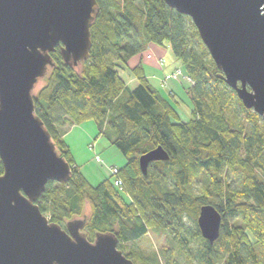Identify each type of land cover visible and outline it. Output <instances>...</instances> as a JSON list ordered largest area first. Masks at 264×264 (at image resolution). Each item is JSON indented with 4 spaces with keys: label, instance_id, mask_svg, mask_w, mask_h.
Segmentation results:
<instances>
[{
    "label": "trees",
    "instance_id": "trees-1",
    "mask_svg": "<svg viewBox=\"0 0 264 264\" xmlns=\"http://www.w3.org/2000/svg\"><path fill=\"white\" fill-rule=\"evenodd\" d=\"M96 2L89 59L69 67L56 48L43 104L33 97L35 114L71 170L67 184L47 183L36 202L40 212L47 215L49 204L63 217L77 218L87 199L91 215H86L85 228L93 237L96 232L114 233L122 253L123 244L143 237L151 224L171 234L182 251L190 241H200L198 264H264L263 120L242 106L213 61H207V50L189 17L168 8L163 0H142L140 18L126 4L134 0ZM148 44H167L191 79L192 86L185 91L192 105L187 122L176 112L178 99L150 84L141 64L130 69L137 80L133 89L121 77L119 67L125 68L129 58ZM232 103L245 113L247 129L228 116ZM86 121H93L98 135L124 157L117 176L133 202L113 186L112 175L91 187L80 173L59 128ZM158 146L169 159L149 164L142 175L139 157ZM224 170L239 177L237 188L221 178ZM201 175L207 176L208 192L192 194L190 188ZM209 196L220 201L212 202ZM206 204L222 216L213 244L202 238L196 223L199 208ZM188 213L193 216L192 228L183 221ZM227 218L241 224L228 225ZM60 220L52 216L49 222L61 226ZM123 255L133 262L129 254Z\"/></svg>",
    "mask_w": 264,
    "mask_h": 264
},
{
    "label": "water",
    "instance_id": "water-1",
    "mask_svg": "<svg viewBox=\"0 0 264 264\" xmlns=\"http://www.w3.org/2000/svg\"><path fill=\"white\" fill-rule=\"evenodd\" d=\"M163 2L190 18L222 81L264 122V0ZM97 12L96 0H0V264H133L114 233L87 239L85 215L64 230L36 204L48 182L67 184L71 170L35 114L33 92L56 48L69 67L89 59ZM168 159L160 146L142 154V175ZM196 223L209 244L219 238L222 216L212 205L199 208Z\"/></svg>",
    "mask_w": 264,
    "mask_h": 264
},
{
    "label": "rangeland",
    "instance_id": "rangeland-1",
    "mask_svg": "<svg viewBox=\"0 0 264 264\" xmlns=\"http://www.w3.org/2000/svg\"><path fill=\"white\" fill-rule=\"evenodd\" d=\"M128 6L133 7L134 13L137 16V18H140L142 16L141 13V5L142 0H134V2H126ZM98 26L102 24V19L99 20ZM94 34L97 36V27L93 28ZM206 50V49H205ZM208 53V52H207ZM150 56V57H148ZM150 58V59H149ZM158 59V62L160 60H164L163 64L159 66H165L167 68L169 67H178L171 71L166 77L161 79L160 86L158 87L155 85L154 80L152 85L157 88L162 94L164 95H171V97H174L175 99H178L177 104V112L180 119L184 122H187L190 119V111L192 108V105L189 102L188 96L183 94L182 99H179V97H176L171 93V91L168 88V83L170 81L180 83L183 87L189 88L192 86V81L186 75V73L180 68L179 66L180 61L177 60L170 48L167 44H163V46H157L154 44H148L140 53L137 55L129 58L127 62L126 68L123 66L119 67L121 77L126 82L129 89H133L136 87L134 84L131 83L132 73L129 69L139 65L142 63V66L146 68L149 63H154L153 61H156ZM152 59V60H151ZM207 61L212 60L209 53L206 56ZM176 70L180 71V76L178 77H172V74L174 72H177ZM147 71V70H146ZM149 72V71H147ZM153 73H156V70L153 71ZM150 80V79H149ZM48 78L42 79L37 87L35 88L33 94L34 96L41 101L43 104V100L47 94L46 87L48 84ZM151 81V80H150ZM186 89V90H187ZM125 95V94H124ZM123 95V97H125ZM228 116L230 119H232L235 124L241 123L244 126V129L248 128V124L246 121V115L244 112H242L238 107L234 106L232 103L231 109L229 111ZM69 121L71 122V118L68 117ZM77 125V124H76ZM81 125V126H80ZM90 125H92L90 130ZM74 126V125H73ZM80 126V129L83 130V132H72L73 134L69 136L67 139L70 140V144L72 147H70L72 157L74 158V162L76 165H78L86 176H88V180L85 178L86 182L89 186L94 187L95 183L99 180L102 182L106 179V177L110 176V172L107 171L110 167H116L120 168L125 164V159L121 155V153L114 147V146H108V149L106 150H100L97 148V137H98V130L94 126V122L92 121H86L81 124H78ZM70 127V125H64L63 127H60V133L62 134L64 130ZM89 134V135H88ZM101 137L98 139L100 140ZM104 140V139H102ZM94 148V149H92ZM95 155L99 157L100 160L98 163L94 162ZM221 178L228 182L232 188H237L239 186V177L237 175H233L231 173H227L226 170L220 174ZM208 179L207 176L201 175L198 177L196 181L193 182L192 187L190 188V192L195 195H201L206 190H208ZM122 193V196L125 198L127 202H133V199L131 197V194L126 189V186H123V189L120 191ZM210 191V190H209ZM208 192V191H206ZM211 195V192L209 193ZM209 200L214 202H219L220 200L216 197L209 196ZM47 215H44L48 220L52 216H55L57 219H60L61 222V228L65 230V222L71 220L74 218L71 217H63L59 212L57 211L56 207L52 205H47L46 208ZM199 213V212H198ZM85 215H91V204L89 200L83 201L82 206V212L81 214L77 215L75 219H82ZM189 214V213H188ZM198 217V215H197ZM196 217V219H197ZM228 225H239L241 224L238 220H230L229 218L226 219ZM183 221L186 228H192L193 227V216L190 213L189 215L185 214L183 216ZM87 239L91 241L94 237L93 234L87 229L84 228L82 231ZM251 239V238H250ZM252 240V239H251ZM254 242V240H252ZM201 242L200 241H190L188 243L186 252L182 251L178 248V245L173 241V237L171 234L165 233L163 230L158 229V227L149 224L147 233L141 237L138 240L131 241L128 243L123 244L122 251L124 254H129L132 258L134 264H198V261L196 259V250L200 247ZM259 246V245H258ZM256 248H258L256 246ZM168 251H170L168 253ZM224 260H222L223 262Z\"/></svg>",
    "mask_w": 264,
    "mask_h": 264
},
{
    "label": "crops",
    "instance_id": "crops-1",
    "mask_svg": "<svg viewBox=\"0 0 264 264\" xmlns=\"http://www.w3.org/2000/svg\"><path fill=\"white\" fill-rule=\"evenodd\" d=\"M150 59V58H149ZM158 59H156V61H153L154 63H149L148 66H146V68H144V72L146 74V77L148 79L149 82H153L152 80H154L155 82V85H157L158 87L160 86V81L161 79L163 80L164 77H166L171 71H173L174 69L178 68V67H165L164 65L163 66H159L158 65ZM152 60V59H151ZM142 65V63H140ZM181 64V63H180ZM181 68V65L179 66ZM126 68V67H125ZM126 70H128L126 68ZM130 70V69H129ZM149 72H147V71ZM156 70V73H153V71ZM151 81H150V80ZM130 84H134L135 86L137 85V80L135 79V77L132 75V78H131V83ZM152 84V83H150ZM184 86V84H183ZM180 83H176V82H172L170 81L168 83V88L169 90L171 91V93L173 95H175L176 97H179V99H182L183 97V94H185V91L187 88L183 87ZM177 112V111H176ZM178 114V112H177ZM93 122V121H92ZM81 126V125H80ZM80 126L78 125H74V126H70V127H67L64 132L62 133V139L64 140V142L67 144V146L69 147V150H70V147H72V145L70 144V140H68L69 136H71L73 133L72 132H83L82 129H80ZM94 126L95 128L97 129V126L96 124L94 123ZM91 127L92 125H90V130H91ZM75 130V131H74ZM89 135V134H88ZM101 137L100 140H98L99 138ZM68 138V139H67ZM97 139V148L100 149V150H106L108 149V146H110V143L102 136V135H98V137L96 138ZM104 139V140H102ZM94 149V148H92ZM71 152V150H70ZM72 155V154H71ZM74 159V158H73ZM99 159V157L97 155H95V158L93 159L95 163H98L96 160ZM100 160V159H99ZM101 163V160L100 162ZM77 167L79 168V171L80 173L84 176V178H88V176H86V174L84 173V171L82 170V168H80L78 165ZM111 168V167H110ZM110 168L107 169V171L110 172ZM88 180V179H87ZM101 181L99 180L98 182H96L94 185L96 186L97 184H99Z\"/></svg>",
    "mask_w": 264,
    "mask_h": 264
},
{
    "label": "built area",
    "instance_id": "built-area-1",
    "mask_svg": "<svg viewBox=\"0 0 264 264\" xmlns=\"http://www.w3.org/2000/svg\"><path fill=\"white\" fill-rule=\"evenodd\" d=\"M148 57H150V56H148ZM163 62H164V60H160L158 63L160 65H162ZM176 71L177 72H174L172 74V77H174V78L181 75L179 70H176ZM96 161L99 162V159H97ZM110 175H112V177H113V186L121 191L123 189V183H122L121 179L117 176L118 175V168L111 167L110 168Z\"/></svg>",
    "mask_w": 264,
    "mask_h": 264
}]
</instances>
